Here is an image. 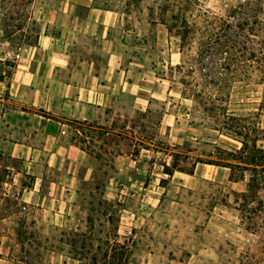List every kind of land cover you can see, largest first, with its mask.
<instances>
[{
    "label": "rangeland",
    "instance_id": "374dc122",
    "mask_svg": "<svg viewBox=\"0 0 264 264\" xmlns=\"http://www.w3.org/2000/svg\"><path fill=\"white\" fill-rule=\"evenodd\" d=\"M93 1L115 15L113 38L124 65L133 64L131 77L151 71L153 87L141 94L148 106L134 107L124 94L103 124L79 136L91 161L71 168L79 178L65 190L66 203L49 199L48 207L24 210L0 199V264H264V178L227 166L225 151L241 149L244 136L220 132L215 118L177 92L173 80L183 75L171 67L186 55L176 35L150 22L156 0ZM203 6L224 9L221 0ZM89 14L78 0H0V81L9 83L30 47L26 35L38 30L51 33L73 65L92 52L103 64V47L95 49L98 40L84 32ZM5 89L0 83L1 97ZM237 108L251 128L244 139L264 147V86ZM252 151L250 157L258 154ZM178 152L187 169L169 176L164 165ZM215 156L224 158L221 165L200 161ZM50 174L69 177L67 170ZM5 210L15 214L8 219Z\"/></svg>",
    "mask_w": 264,
    "mask_h": 264
},
{
    "label": "crops",
    "instance_id": "0c3cea01",
    "mask_svg": "<svg viewBox=\"0 0 264 264\" xmlns=\"http://www.w3.org/2000/svg\"><path fill=\"white\" fill-rule=\"evenodd\" d=\"M78 3L89 8L84 32L98 40L95 49L103 47L104 63L92 52L73 65L71 55L55 48V37L44 30L38 44L25 49L9 83L0 81L8 93L0 96V199L17 200L24 210L48 207L49 199L66 203L65 190L79 178L71 168H88L91 161L79 136L103 124L100 120L119 106L122 95H131L134 107L142 110L149 103L142 104L141 96L153 87L151 71L131 77L133 64L124 65L113 38V12L93 0ZM65 170L67 181L50 174ZM5 211L8 219L15 214Z\"/></svg>",
    "mask_w": 264,
    "mask_h": 264
},
{
    "label": "trees",
    "instance_id": "16d2710c",
    "mask_svg": "<svg viewBox=\"0 0 264 264\" xmlns=\"http://www.w3.org/2000/svg\"><path fill=\"white\" fill-rule=\"evenodd\" d=\"M221 1L224 9L217 13L205 8L204 0H156L158 10H151V14H157V18L150 17V22L159 21L176 35L179 49L186 55L183 62L171 67L183 75L173 80L175 87L180 86L177 92L193 101L204 117L215 118V127L220 132L248 140L251 128L236 107L255 95L260 85L264 86V0ZM3 2L28 5L32 0ZM81 7L89 11L88 7ZM41 8L40 12L44 13V5ZM41 32L36 31L34 38L26 35L24 42L37 45ZM150 111L148 108L147 112ZM244 138L241 149L225 151L230 157L226 164L231 168L250 169L252 176L259 174L264 178V147L256 143L251 147ZM251 151L258 154L250 157ZM181 155L175 153L173 162L164 165L165 174L173 176L175 171H186ZM223 159L215 156L200 161L221 165Z\"/></svg>",
    "mask_w": 264,
    "mask_h": 264
}]
</instances>
